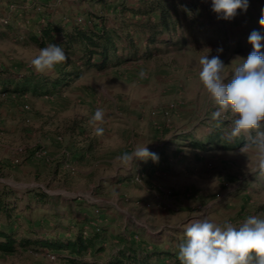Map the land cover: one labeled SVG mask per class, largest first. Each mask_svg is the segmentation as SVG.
I'll list each match as a JSON object with an SVG mask.
<instances>
[{
  "label": "rangeland",
  "instance_id": "obj_1",
  "mask_svg": "<svg viewBox=\"0 0 264 264\" xmlns=\"http://www.w3.org/2000/svg\"><path fill=\"white\" fill-rule=\"evenodd\" d=\"M43 1L63 23L78 17L85 25L101 18L120 21L116 6L122 0ZM135 2L126 0L130 6ZM25 3L26 11L15 10L9 20L33 27L40 15L28 0ZM248 5L239 16L242 23L229 25L227 36L216 34L218 14L212 8L198 10L197 24L184 20L179 34L184 39L178 44L160 43L162 52L150 59L103 71L89 69L69 88L55 92H48L52 79L71 67L63 63L48 75H38L30 61L41 48L20 42L23 37L13 33L0 36V66L38 77L40 83L26 93L5 94L0 88V183L20 195L15 196L19 207L14 218L19 237L31 233L30 227L43 236L73 237L96 221L106 227L107 250L99 259L107 264L109 255L125 244L177 254V245L185 239L181 232L193 218L238 225L249 215L264 216V177L255 151L241 153L243 144L208 150L165 147L171 136H201L218 125L211 119L216 106L199 81V59L211 49L209 58L219 55L228 76L239 63L234 60L247 57L252 51L250 33L259 28L264 36L259 25L264 0ZM141 70L146 73L143 79ZM46 86L49 90H43ZM98 107L105 111L104 123L97 125L104 128L102 136L95 135L89 122ZM219 126L226 134L228 122ZM137 144H148L158 162L121 165L116 157ZM38 190L47 193L45 199L32 198V206L26 204ZM0 222L7 223L4 214ZM0 264L70 263L59 255L51 258L46 249L20 246L15 252L0 251Z\"/></svg>",
  "mask_w": 264,
  "mask_h": 264
},
{
  "label": "trees",
  "instance_id": "obj_2",
  "mask_svg": "<svg viewBox=\"0 0 264 264\" xmlns=\"http://www.w3.org/2000/svg\"><path fill=\"white\" fill-rule=\"evenodd\" d=\"M26 1L0 0V18L11 19L10 15L13 16L15 10L26 11ZM28 1L40 15L39 19L34 21L35 25L28 27L21 25L20 22L13 23L9 20L4 23L0 21V36L5 37L8 33H13L17 37H23L20 42L31 41L40 48L52 43L58 44L64 49L68 57L64 65L71 69L65 71L62 76L52 79V89L48 92L66 90L72 82L80 79L89 69L103 71L133 60L154 57L157 53L162 52L159 47L160 43L178 44L180 40L184 39L179 36L184 20L191 24H197L198 10L207 12L209 8H212V0H139L138 6L127 5L126 0H122L116 6L119 8L117 15L131 12L134 16H138L137 19L126 18L124 15L121 16L122 18L120 16L118 18L116 15V21L120 19L118 23L116 21V23H110L107 19L101 18V22H95L94 25H85L76 20L70 25H66L52 16L48 7H45L48 4L43 0ZM91 1L102 2L103 0ZM252 1L248 0V2ZM12 5L15 8L11 9ZM38 6L44 7V9H38ZM2 8H5L7 13H3ZM241 14V10H237L236 16L230 20L217 17L216 34L227 36L229 25L235 26L242 23L239 19ZM92 18L94 19L93 16ZM27 20L29 21V19ZM259 30V28L255 29L257 32ZM143 41L145 45L142 48L141 42ZM37 78L0 66L1 93L7 94L9 91L26 93L30 89L36 90L40 85ZM19 80L24 81V84L20 85ZM43 90H49L48 86ZM244 142V137L227 138L222 127L216 125L211 131H207L201 136L193 132L185 133L179 137L171 136L165 143V147L169 148V145L176 144L180 147L189 146L208 150L217 147L237 148ZM16 195L18 194L13 188L7 185L0 186V215L4 214L7 219V223L4 225L0 222V251L11 253L17 251L20 246H34L37 249L42 248L56 253L70 264H104L99 259V254L107 250L105 247L106 227L102 224H99V230H91L88 234H84L83 231L78 232L73 237L58 233L43 236L33 227H30L31 233L19 237L14 223L19 207ZM46 196L47 193L44 191H35L26 204L32 206V198L40 201ZM181 233L185 236V230ZM89 250L91 256L88 255ZM175 256L177 257V254H172L166 249L161 250L156 247L139 249L131 244H125L118 247L115 253L109 255L107 264H180ZM166 258L167 260H165Z\"/></svg>",
  "mask_w": 264,
  "mask_h": 264
},
{
  "label": "clouds",
  "instance_id": "obj_3",
  "mask_svg": "<svg viewBox=\"0 0 264 264\" xmlns=\"http://www.w3.org/2000/svg\"><path fill=\"white\" fill-rule=\"evenodd\" d=\"M248 0H212V11L219 18L230 20L237 10L247 11ZM259 25L264 28V9ZM264 36L252 31L248 43L252 51L237 57L239 63L225 75V65L211 49L199 59V81L216 106L211 119L219 124H229L227 138L244 137L241 153L255 151L259 157V174L264 177ZM217 51H222L218 49ZM64 49L58 44H48L39 49L30 61L38 75H48L58 65L67 61ZM233 61V62H234ZM140 78L146 75L141 70ZM227 81V82H226ZM105 111L97 108L90 119L96 136L104 134L102 125ZM148 144H137L131 152H124L116 159L123 166H131L137 160L151 159L158 162L156 153L149 151ZM185 239L177 245L180 264H264V216L249 215L238 225L230 221L217 223L207 217L193 218L185 226Z\"/></svg>",
  "mask_w": 264,
  "mask_h": 264
},
{
  "label": "built area",
  "instance_id": "obj_4",
  "mask_svg": "<svg viewBox=\"0 0 264 264\" xmlns=\"http://www.w3.org/2000/svg\"><path fill=\"white\" fill-rule=\"evenodd\" d=\"M13 6V5H12ZM43 7L41 6H38V9H42ZM76 21L78 22H81V23H86L82 17H78L75 19ZM9 21V18L8 17H4L3 19V22L4 23H7ZM28 21V20H27ZM212 163H209V165H211ZM98 211V210H97ZM99 230V225L96 223V221H91L89 225H87L85 227V229L83 230L84 234H88L91 230ZM49 256L53 259H56L57 258V254L56 253H53V252H49Z\"/></svg>",
  "mask_w": 264,
  "mask_h": 264
},
{
  "label": "crops",
  "instance_id": "obj_5",
  "mask_svg": "<svg viewBox=\"0 0 264 264\" xmlns=\"http://www.w3.org/2000/svg\"><path fill=\"white\" fill-rule=\"evenodd\" d=\"M82 1H83V3L88 2V0H82ZM111 1H112L111 3L114 2V0H111ZM135 1L136 2L132 6H138V0H135ZM116 9L118 10L119 8L116 7ZM124 15H125L126 18H130V17H134V19H137L138 18V16H134L131 12H126ZM143 18H145V17L143 16ZM64 24L70 25L68 23H64ZM112 68H116V67H112ZM180 148H182V147L179 146V149ZM179 149H177V150H179ZM0 186H2L1 183H0ZM24 197H26V196H24Z\"/></svg>",
  "mask_w": 264,
  "mask_h": 264
}]
</instances>
